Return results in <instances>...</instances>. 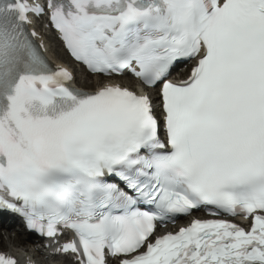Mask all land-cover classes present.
I'll return each instance as SVG.
<instances>
[{"label":"snow or ice","instance_id":"obj_1","mask_svg":"<svg viewBox=\"0 0 264 264\" xmlns=\"http://www.w3.org/2000/svg\"><path fill=\"white\" fill-rule=\"evenodd\" d=\"M45 16L106 79L73 86L30 28ZM129 72L158 89L160 117L149 92L111 82ZM4 209L72 264H264V0H0ZM201 209L251 228L197 218L157 235Z\"/></svg>","mask_w":264,"mask_h":264},{"label":"bare ground","instance_id":"obj_2","mask_svg":"<svg viewBox=\"0 0 264 264\" xmlns=\"http://www.w3.org/2000/svg\"><path fill=\"white\" fill-rule=\"evenodd\" d=\"M46 33L47 30L43 28L41 30V36H42L41 40L47 50L50 59L61 66H65V64L71 62L63 50L61 51L60 49H57L55 46L52 47L51 44H49L50 42L48 43V41L44 37ZM56 42L60 47H62L57 40ZM187 75L188 73H185L183 68L177 70L172 77L185 79ZM74 76H75L74 83L77 86L86 88L88 90H92L91 85L96 84L101 79H106L89 74L83 69L79 73L78 77L76 76V73L74 74ZM111 82L119 83L122 86H127L129 88H135V83H136V81H134L133 78H131L129 75L113 77L111 78ZM157 91H158L157 89H148V92L152 95L155 102L157 101V97H158ZM190 219L191 216L188 217V220ZM9 220L10 218H6V222H8ZM6 222L3 224L0 223V254L15 256L19 260L18 264H25L24 256L21 251L22 249L19 248V244L22 243L21 235L24 233V229L20 224H18L13 219L9 221V224H7ZM40 264H72V260L67 257H59V256H53L47 259L42 257Z\"/></svg>","mask_w":264,"mask_h":264},{"label":"rangeland","instance_id":"obj_3","mask_svg":"<svg viewBox=\"0 0 264 264\" xmlns=\"http://www.w3.org/2000/svg\"><path fill=\"white\" fill-rule=\"evenodd\" d=\"M48 41L50 42L49 44H51L52 47L55 46L57 49H60L61 50L60 46L57 44V42L54 40V38L49 37L48 38ZM75 72L77 73L76 76L78 77L80 71L76 68L75 69Z\"/></svg>","mask_w":264,"mask_h":264}]
</instances>
